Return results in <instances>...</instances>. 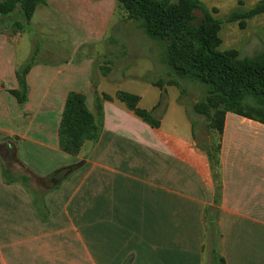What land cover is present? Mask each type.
<instances>
[{
  "label": "crops",
  "instance_id": "0c3cea01",
  "mask_svg": "<svg viewBox=\"0 0 264 264\" xmlns=\"http://www.w3.org/2000/svg\"><path fill=\"white\" fill-rule=\"evenodd\" d=\"M117 6V0H45L22 31L0 27V147L15 152L13 171L31 176L48 209L41 215L24 183L6 180L0 152V264H264V123L227 112L217 202L211 162L181 91L161 105L163 89L151 80L153 99L143 104L137 94L139 106L160 120L154 127L116 96L120 89L102 88L117 78L115 53H101L106 74L101 64L96 69L94 54L78 58L81 48L108 39ZM43 13L69 29L74 49L65 58L26 30L43 22ZM255 24L254 35L264 38V11ZM24 34L29 41L21 55ZM33 57L20 102L12 92L20 87L17 70ZM70 91L85 94L101 123L99 138L78 154L60 145ZM80 162L51 187L56 171Z\"/></svg>",
  "mask_w": 264,
  "mask_h": 264
},
{
  "label": "trees",
  "instance_id": "16d2710c",
  "mask_svg": "<svg viewBox=\"0 0 264 264\" xmlns=\"http://www.w3.org/2000/svg\"><path fill=\"white\" fill-rule=\"evenodd\" d=\"M129 18L137 20L143 33L151 39L165 43L163 62L172 69L168 79L153 80L164 89L165 85H175L185 92L182 80L203 84L206 93L193 104L196 113L204 115L207 127L218 134V142L208 140L201 142L196 133V121L193 120V133L199 147L208 155L217 183L216 200L218 202L220 181L221 137L227 112H234L264 123V52L254 58L241 57L236 48L221 50L223 42L221 29L223 20L215 17L202 0H117ZM45 0H0V15L8 16L19 8L25 24L29 23L38 5ZM217 12V9H213ZM264 11V1L249 10H235L226 18L229 22L238 21L245 26L246 20ZM201 13V14H200ZM24 28L21 21L14 22ZM17 70L19 89L12 92L20 102L27 99V74L34 59ZM103 73L110 67L102 66ZM116 96L144 121L154 127L160 120L148 109L139 106L140 96L126 90H119ZM105 98L112 96L105 94ZM101 133V123L86 103L82 92L70 91L60 125V145L69 153L78 154L87 140H97ZM0 152L5 158L4 176L8 182L20 180L33 194L35 204L43 216L48 209L44 202V193L30 184L28 174L16 175L11 161L17 160L14 151ZM8 152V151H7ZM6 153V154H5ZM40 178V177H38ZM50 178V177H48ZM46 178V179H48ZM213 233L214 223L207 225ZM215 253V252H214ZM224 260L222 259V263Z\"/></svg>",
  "mask_w": 264,
  "mask_h": 264
},
{
  "label": "rangeland",
  "instance_id": "374dc122",
  "mask_svg": "<svg viewBox=\"0 0 264 264\" xmlns=\"http://www.w3.org/2000/svg\"><path fill=\"white\" fill-rule=\"evenodd\" d=\"M175 1V0H171ZM261 0H202L212 14L223 20L221 37L223 43L220 46L221 50L229 48H238L241 57L254 58L264 52V38L257 37L253 33L255 27V19L260 17L262 13L257 14L246 20L245 26H242L238 21L229 22L226 18L235 10H249L257 5ZM264 1V0H263ZM216 8L217 12L213 9ZM201 14V13H200ZM44 21L34 27L28 25L26 30L35 34L36 42L40 47L46 49H55V54L59 58H65L70 51H73L72 43L69 39V29L58 22L56 16L51 15L52 19H48L49 13H43ZM256 17V18H255ZM16 21H21L25 24L21 16L19 8L8 16L0 15V27L7 30L9 33L20 31V28L14 24ZM251 32V33H250ZM250 33V34H248ZM29 41L24 34V38L19 42L20 54L24 55L26 51L25 43ZM27 44V43H26ZM59 51V52H58ZM112 51L116 54L117 61L116 69L117 78L114 81L105 80L103 87L107 92L113 93L116 88L120 90H132L135 94H142L143 104H148L149 100L153 99V94L148 93V83L151 80L168 79L173 72L171 67L163 62L165 55V43L151 39L143 33L139 26V22L129 18L120 4L117 6L115 17L109 37L105 42L91 47H83L78 52V58L84 53L94 54L96 69L103 63L104 56L101 53ZM49 54L42 55L40 58L47 57ZM50 57V55H49ZM109 66L108 62L105 65ZM102 67V64H101ZM102 72V69H100ZM95 79L99 84L103 83L98 78V72H94ZM119 77V78H118ZM181 86L184 88L182 101L186 104L185 112L187 115L193 116L196 119V133L201 142L207 138L214 142H218V134L210 131L207 127L206 117L198 114L193 109V104L203 97L206 93L205 86L198 82L190 80H182ZM168 92V93H167ZM180 90L176 86H170L168 91L163 89L161 105L168 97H173ZM139 94V95H140ZM143 108V107H142ZM179 111V110H174ZM173 115H177L173 112ZM172 123L177 120L173 119ZM41 185V184H40ZM49 184H45L48 187Z\"/></svg>",
  "mask_w": 264,
  "mask_h": 264
},
{
  "label": "water",
  "instance_id": "95a60500",
  "mask_svg": "<svg viewBox=\"0 0 264 264\" xmlns=\"http://www.w3.org/2000/svg\"><path fill=\"white\" fill-rule=\"evenodd\" d=\"M82 162L73 165V166H66L63 167L61 169H59L58 171H56L53 175H52V185L51 187L56 186L57 184H59L62 180H64L66 178V176L77 166L81 165Z\"/></svg>",
  "mask_w": 264,
  "mask_h": 264
}]
</instances>
